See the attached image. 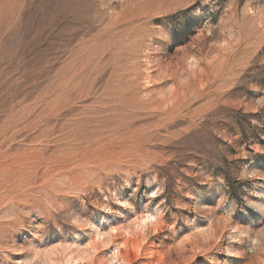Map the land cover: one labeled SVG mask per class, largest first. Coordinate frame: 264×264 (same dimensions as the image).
<instances>
[{"label": "rangeland", "instance_id": "1", "mask_svg": "<svg viewBox=\"0 0 264 264\" xmlns=\"http://www.w3.org/2000/svg\"><path fill=\"white\" fill-rule=\"evenodd\" d=\"M75 249L264 264V0H0V264Z\"/></svg>", "mask_w": 264, "mask_h": 264}, {"label": "bare ground", "instance_id": "2", "mask_svg": "<svg viewBox=\"0 0 264 264\" xmlns=\"http://www.w3.org/2000/svg\"><path fill=\"white\" fill-rule=\"evenodd\" d=\"M154 210H156V209H154ZM157 213V212H156ZM143 214V213H142ZM156 215V214H155ZM154 214H147V215H145V216H143V217H141V221H140V223H138V226L140 227V229L142 230V231H144L145 230V228L147 227V224H150V223H152L151 221H152V219H154V216H155ZM156 218V217H155ZM136 224V222H130V224H128V227L130 226H132L133 227V225H135ZM127 227V226H126ZM70 254L71 255H73V254H75V257H72L71 255L70 256H68V258H67V260H66V262H69V261H73V262H75V260H76V262H79V264L82 262V261H84L85 260V257H81V254L75 249V250H72L71 252H70ZM82 264V263H81Z\"/></svg>", "mask_w": 264, "mask_h": 264}]
</instances>
